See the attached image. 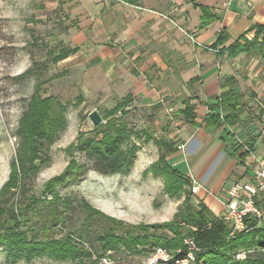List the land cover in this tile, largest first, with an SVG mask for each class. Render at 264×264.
<instances>
[{"label":"crops","instance_id":"1","mask_svg":"<svg viewBox=\"0 0 264 264\" xmlns=\"http://www.w3.org/2000/svg\"><path fill=\"white\" fill-rule=\"evenodd\" d=\"M59 6L68 43L77 50L62 63L79 75L84 91L118 100L131 94L134 106L159 111L157 123L167 104L177 114L186 100L195 105L200 125L181 114V125L171 118L167 140L176 142L177 151L168 162L204 185L194 194L198 203L223 214L228 185L251 177L264 157V118H257L264 111V33L254 41L256 26H264V0H60ZM222 31L228 38L215 46ZM236 41L241 49L232 50ZM229 78L247 104L242 122L205 127L207 103L228 88ZM236 144L241 151H234ZM242 151H249L244 162ZM179 163L186 164L185 172Z\"/></svg>","mask_w":264,"mask_h":264},{"label":"trees","instance_id":"2","mask_svg":"<svg viewBox=\"0 0 264 264\" xmlns=\"http://www.w3.org/2000/svg\"><path fill=\"white\" fill-rule=\"evenodd\" d=\"M207 22L209 20H203V24ZM256 30L254 41L260 32L264 33V26L257 25ZM227 38L222 31L214 45L224 43ZM231 49H241L240 43L236 41ZM76 51V48H61L57 53L49 51V54L52 62L58 63ZM34 69L31 67L24 75H33ZM226 83L228 88L221 92L217 100L207 103L209 114L203 121L205 127L233 128L242 122L241 115L247 109V104L239 101V95L234 90V79L229 78ZM41 85L42 82L36 85L23 114L18 132V156L11 163L9 179L0 189V248L6 250L11 263L20 260L31 262L43 256L83 263L84 258L91 257V253L97 250L99 256L93 262L97 264L109 252L123 249L135 254L152 253L158 247L167 249L176 257L178 251L185 247L184 239L191 237L199 247L207 250L200 256L204 258L205 264H264L262 222L251 219L250 230L231 237L230 225L212 214L203 202L195 206L191 195L185 198L171 221L146 225L124 223L82 200L84 219L80 229L59 238L51 236V228L59 225L64 212L70 210L72 204L71 200L61 199L56 191L57 187L78 183L90 171L102 175L129 174L139 149V145L131 141L132 137L141 142L155 141L159 159L145 174L152 171L159 175L160 166H164L169 176L167 184L172 196L183 186L192 185V181L168 162V157L177 151L175 141L158 138L148 129L129 127L128 115L135 110V106L133 96L128 94L118 100L109 112L105 111L106 115H102L106 121L102 130H98L99 125L93 129V134H79L72 148L75 155L60 175L46 183L43 197L30 193L27 181L49 160L44 151L45 143H53L66 126L65 111L68 104L56 96H44ZM195 108L190 100H186L185 107L178 110V114L183 115L187 122L198 126L200 124L195 120ZM257 118H264V111ZM232 148L239 152L242 145L236 144ZM248 154L249 151L240 153L241 162L245 161ZM48 192L52 193L51 198L46 194ZM37 212H46L47 216L35 221ZM191 226L196 227V230ZM86 237L91 244L88 247L83 245ZM240 250L248 253L245 259L236 260L235 254Z\"/></svg>","mask_w":264,"mask_h":264},{"label":"rangeland","instance_id":"3","mask_svg":"<svg viewBox=\"0 0 264 264\" xmlns=\"http://www.w3.org/2000/svg\"><path fill=\"white\" fill-rule=\"evenodd\" d=\"M59 2L60 0H0V189L9 179L11 163L18 156L21 120L38 82H42L44 96L53 95L68 104L65 128L53 143H45L44 151L49 160L27 181L30 193L37 197H43L46 183L60 175L75 155L72 148L79 134H93L95 127L101 125L98 130L105 127V120L94 125L89 114L96 110L101 116L106 115L105 111L109 112L118 101L117 96L110 93L101 92L100 98L96 95L98 92L87 93L81 88L77 73L66 70L67 65L62 60L52 62L49 51L57 53L61 48H71L67 40V23L62 18ZM31 67L35 68L34 74L24 75ZM170 106L167 104L166 112L164 110L160 113L158 123L155 121L159 117V111L143 105L135 106V110L128 115L129 127L148 129L156 133V137L167 139L174 129V126L171 127V118L177 121V125H181L180 116ZM166 122L169 125L162 128ZM131 141L139 145V149L129 174L102 175L90 171L78 183L57 187L56 191L61 199L71 200L72 204L70 210L64 212L59 225L51 228V236L59 238L80 229L84 219L82 200L106 215L135 225L171 221L189 195L192 203L197 206L191 185L178 189L176 195L170 194L171 189L167 184L169 176L164 166H160L159 175L152 171L145 174L159 159L155 141L141 142L133 137ZM178 168L185 172L186 164L179 163ZM46 194L50 198L53 196L51 192ZM43 216H47L46 212H37L34 219L41 220ZM261 222V226H264V218ZM191 228L193 229L192 226ZM83 243L85 247L91 245L87 237ZM91 254V257L83 259V263L43 256L31 262L20 260L14 264H93L99 253L95 250ZM150 256L151 252L135 254L122 249L109 252L97 264H149ZM0 264H13L3 248H0Z\"/></svg>","mask_w":264,"mask_h":264},{"label":"built area","instance_id":"4","mask_svg":"<svg viewBox=\"0 0 264 264\" xmlns=\"http://www.w3.org/2000/svg\"><path fill=\"white\" fill-rule=\"evenodd\" d=\"M184 146H178L183 149ZM192 192L198 193L204 185L192 179ZM226 211L218 215L231 228L230 236L234 237L242 231L251 229L249 220L264 218V157L256 160L255 169L251 177H242L230 183L226 189ZM196 230V227H193ZM185 247L174 257L167 249L158 247L151 253L149 264H205L204 255L207 250L199 247L193 238H186ZM248 251L240 250L235 254L236 260L246 258ZM200 257V258H199Z\"/></svg>","mask_w":264,"mask_h":264},{"label":"water","instance_id":"5","mask_svg":"<svg viewBox=\"0 0 264 264\" xmlns=\"http://www.w3.org/2000/svg\"><path fill=\"white\" fill-rule=\"evenodd\" d=\"M89 118L94 125H99L101 122H103L101 114L96 110L89 114Z\"/></svg>","mask_w":264,"mask_h":264}]
</instances>
